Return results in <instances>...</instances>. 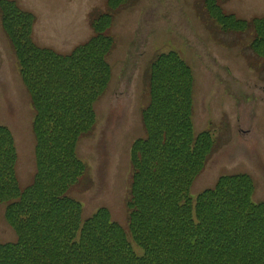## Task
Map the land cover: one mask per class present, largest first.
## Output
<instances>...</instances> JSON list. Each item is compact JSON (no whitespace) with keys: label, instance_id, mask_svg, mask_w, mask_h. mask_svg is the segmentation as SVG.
<instances>
[{"label":"trees","instance_id":"1","mask_svg":"<svg viewBox=\"0 0 264 264\" xmlns=\"http://www.w3.org/2000/svg\"><path fill=\"white\" fill-rule=\"evenodd\" d=\"M129 1L107 0L108 9L90 22L93 36L60 54L34 43L32 13L0 0L1 25L34 109L37 166L22 188L12 137L0 127V203L17 233L15 243L0 244V264H264V201L253 200L249 175L223 176L212 189L189 192L215 143L210 130L194 131V73L176 51L150 63L145 136L130 153L129 236L105 208L82 219L81 202L69 195L86 171L76 144L93 130L94 104L111 78L108 29ZM220 2L203 0L205 11L223 31L251 30L249 46L264 69V17L225 14Z\"/></svg>","mask_w":264,"mask_h":264},{"label":"rangeland","instance_id":"2","mask_svg":"<svg viewBox=\"0 0 264 264\" xmlns=\"http://www.w3.org/2000/svg\"><path fill=\"white\" fill-rule=\"evenodd\" d=\"M13 1L35 16L34 43L60 54L88 41L94 14L108 9L107 0ZM220 6L242 19L264 17V0H221ZM108 34L113 38L107 57L110 82L94 104L93 130L76 144L86 171L69 190L82 204L81 218L105 208L128 234L131 148L145 136L142 108L149 103L150 63L168 51H176L194 73L195 133L210 130L215 143L190 194L214 188L223 176L243 173L254 182L253 200L264 201V69L249 46L252 31H223L203 0H130L113 16ZM33 119L30 95L0 20V127L12 137L22 188L32 183L37 168ZM16 241L6 205L0 203V244ZM132 245L141 256L143 250Z\"/></svg>","mask_w":264,"mask_h":264}]
</instances>
